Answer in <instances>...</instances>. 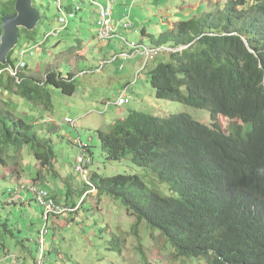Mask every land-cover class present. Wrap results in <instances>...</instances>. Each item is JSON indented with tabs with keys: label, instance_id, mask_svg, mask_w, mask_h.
Instances as JSON below:
<instances>
[{
	"label": "trees",
	"instance_id": "trees-1",
	"mask_svg": "<svg viewBox=\"0 0 264 264\" xmlns=\"http://www.w3.org/2000/svg\"><path fill=\"white\" fill-rule=\"evenodd\" d=\"M15 3L9 0L11 11L3 8L1 12L0 37L2 18L15 12ZM218 6L201 18L174 24L173 31L150 37L157 48H187L164 53L171 61L150 73L156 99L207 111L209 125L183 113L161 118L134 112L110 132H98L108 161L120 163L131 156L133 164L149 169L174 197L149 191L137 176L103 179L95 174L91 182L85 180L83 198L94 187L98 199L106 196L121 201L136 218L137 227L145 224L160 233L174 252L173 260L264 264V0H228ZM65 10L73 12L72 6H65ZM22 32L29 31L21 29L20 36ZM142 34L147 36L145 31ZM14 53L9 54L8 65H1L0 71L15 68ZM7 72L0 76V89L14 93L16 87L30 101L36 96L45 98V109L50 108L49 93L42 96L41 89L30 87V79L21 77L20 69L18 78L11 75L4 79ZM43 85L55 86L70 97L76 93L74 77L66 80L55 71L47 73ZM0 103L7 106L0 107V163L4 155L9 157L6 154L10 150L17 154L28 145L39 168L50 171L55 161L52 143L39 137L23 115L15 116L16 106L2 98ZM221 117L231 122L232 133L223 132ZM244 126L250 128L243 134ZM84 146L89 153V146ZM90 163L93 160L86 154L85 169ZM14 178L15 187L4 193L8 205L25 202L22 195L32 194L30 185L45 191L36 183L41 180L40 173L26 183H21L22 175ZM49 197L65 209L54 196ZM34 201L38 204L37 198ZM42 212L46 221L42 231L48 235L51 217L61 216L46 220ZM42 231L41 239L45 240L47 235ZM12 256L5 248L0 252L1 262L12 264ZM45 260L46 255H38L34 264H48Z\"/></svg>",
	"mask_w": 264,
	"mask_h": 264
},
{
	"label": "rangeland",
	"instance_id": "rangeland-1",
	"mask_svg": "<svg viewBox=\"0 0 264 264\" xmlns=\"http://www.w3.org/2000/svg\"><path fill=\"white\" fill-rule=\"evenodd\" d=\"M70 1L63 0V3L69 6ZM227 1L123 0L121 4L125 7L117 9L124 16L125 8L128 11L132 6L128 22L139 33L123 32L128 42L155 47L150 37L166 32L169 23L201 18ZM8 2L0 0V16L3 8L11 11ZM35 7L42 19L33 31L22 32L13 58L15 67L21 65L20 48H31L33 54L29 52L24 56L26 67L21 68L19 74L30 79V87L41 89L40 95L49 93L51 106L45 109V98L36 96L34 101L28 100L16 87L14 93L0 89V98L16 106L15 116L23 115L25 121L34 125L33 131L39 137L52 143L55 161L50 171L40 169L33 149L28 145L17 154L10 150L6 154L9 157L4 155V162L0 163V252L4 248L8 250L13 255L14 264H34L38 255H46L48 264H206V259L173 260L174 252L160 233L145 224L137 227L136 218L121 201L106 196L98 199L94 187L92 193L83 198L87 183L83 174L75 172V167L77 158L84 156L80 144L87 145V157L93 160V164L84 169L88 182L95 174L103 179L137 176L149 191L165 198L174 197L149 169L133 164L131 156L120 163L108 161L98 140V132H110L115 124L134 112L161 118L183 113L203 125H209L210 113L157 100L150 84V73L171 61L169 53H163L146 70L142 57L123 58V54H129L130 50L118 40L98 41L97 17L90 5L84 3L81 12L69 17L67 29L48 40H45L47 35L64 25L59 21L61 15L56 0H37ZM120 20L116 13L114 21ZM144 31L146 37L142 36ZM37 46L40 48L36 49ZM51 71L66 80L74 77V96H67L52 85L44 87L45 77ZM9 76V72L5 73L4 79ZM128 87L127 97L131 104L116 107L115 103ZM107 102L113 106L106 111ZM0 107L7 108L4 103H0ZM67 120L75 122L76 126L65 124ZM219 122L225 134L232 133L228 119L221 117ZM249 128L244 126L243 134ZM39 173L38 187L54 196L65 208L75 209L74 213L59 218L51 217L43 247L40 244L41 231L46 221L34 195L24 192L22 199L28 202L26 205H8L4 194L15 187L16 174L22 175L21 183H26L35 180Z\"/></svg>",
	"mask_w": 264,
	"mask_h": 264
},
{
	"label": "built area",
	"instance_id": "built-area-1",
	"mask_svg": "<svg viewBox=\"0 0 264 264\" xmlns=\"http://www.w3.org/2000/svg\"><path fill=\"white\" fill-rule=\"evenodd\" d=\"M119 2L120 0H81V1L71 0L69 6H72L73 12L68 14L67 11L65 10V4L63 3V0H56L59 11L63 13V16L60 18V23L64 25L59 30H56L52 32V34L47 35L45 37V40L50 39L54 35H58L59 32L62 30H66L69 24V17H74L76 14L81 12L83 10V4L85 3L87 5H90L95 10V15L97 17V39L98 41L100 43H103L107 41L110 42L113 39L118 40L121 44H123L125 47H127L130 50L129 54L127 53L123 54V58L125 59L131 58V57L135 58L137 56L142 57L145 60V64H146L145 70H146L149 64L151 62H156L163 53H172V50L167 49V48L148 47L144 44L135 43V42L129 43L122 33L123 32L125 33L134 32L135 35H137L139 32L137 29L133 30L132 25H130L128 22L129 13L132 9V6L129 8L128 11L125 8V13H124L122 20L118 22L114 21L116 8L119 6ZM39 48H40L39 46L36 47V49H39ZM30 49L31 48L22 47V49H20V54L22 56V61L20 60L21 65H18L15 68L9 67L8 69L0 71V76L2 75L4 71H8L12 76H15L18 78L19 69L24 68L26 66L23 60L24 56L29 52L33 54V52ZM139 76L140 74L138 75L136 83H138ZM128 89L129 88H127L125 93L120 95L118 101L115 103L116 107L123 108L131 104L130 99L127 97ZM105 106H106V111H107L111 106H113V104L111 102H107ZM65 124L71 125L73 127L76 126L75 125L76 123L71 120L65 121ZM80 146H81L84 156L82 155L78 157L76 161V165H77L76 172L83 174L85 177V180L87 181L86 179L87 173L84 170L85 169L84 163L86 161V153H87L85 151L86 146H83L82 144H80ZM24 187L25 186H22L18 190L20 191ZM28 190L30 193L35 195V198H37L38 204L44 210L46 220H48L50 216H62L66 213L74 212V210L72 209H68V208L64 209L62 207L57 206L56 203L50 199L49 194L46 191L39 190L38 188L33 187L31 185L28 186ZM46 232H47L46 230L42 231V235H47ZM40 244L43 247V245L45 244V240L42 239ZM11 259L13 260V256L11 257ZM12 264H14V262H12Z\"/></svg>",
	"mask_w": 264,
	"mask_h": 264
},
{
	"label": "water",
	"instance_id": "water-1",
	"mask_svg": "<svg viewBox=\"0 0 264 264\" xmlns=\"http://www.w3.org/2000/svg\"><path fill=\"white\" fill-rule=\"evenodd\" d=\"M41 13L34 7V0H16L15 12L6 14L2 18V34L0 37V66L8 65V56L15 50L20 40V30L33 31L41 21ZM246 46L250 48L246 38H243ZM187 49V48H185ZM180 49L174 53L183 51Z\"/></svg>",
	"mask_w": 264,
	"mask_h": 264
},
{
	"label": "crops",
	"instance_id": "crops-1",
	"mask_svg": "<svg viewBox=\"0 0 264 264\" xmlns=\"http://www.w3.org/2000/svg\"><path fill=\"white\" fill-rule=\"evenodd\" d=\"M123 4V0L121 1L120 0V3H119V6H121V7H123L124 5H122ZM118 6V7H119ZM117 7V8H118ZM116 8V12H115V14L117 13V19H121L122 18V16H123V14L121 15V10L119 11L118 9ZM173 27H174V24H172V23H169V25H168V29H167V31H173L174 29H173ZM24 203V204H23ZM23 203H21V205H26L27 203H26V201L25 202H23ZM67 208H69V207H67ZM71 209V208H70ZM0 264H4V262H0ZM21 264V263H20Z\"/></svg>",
	"mask_w": 264,
	"mask_h": 264
},
{
	"label": "bare ground",
	"instance_id": "bare-ground-1",
	"mask_svg": "<svg viewBox=\"0 0 264 264\" xmlns=\"http://www.w3.org/2000/svg\"><path fill=\"white\" fill-rule=\"evenodd\" d=\"M253 50V49H252ZM85 165V164H84ZM52 196V195H51ZM53 199V198H52ZM54 202H55V200H54Z\"/></svg>",
	"mask_w": 264,
	"mask_h": 264
}]
</instances>
